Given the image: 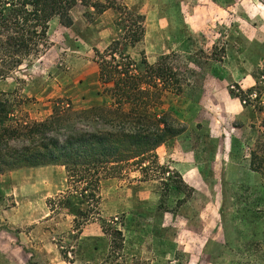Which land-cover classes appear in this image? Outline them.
<instances>
[{
    "label": "rangeland",
    "instance_id": "374dc122",
    "mask_svg": "<svg viewBox=\"0 0 264 264\" xmlns=\"http://www.w3.org/2000/svg\"><path fill=\"white\" fill-rule=\"evenodd\" d=\"M83 3L4 80L0 128L111 104L98 59L120 41L140 71L170 57L182 91L162 107L185 130L155 150L160 169L104 177L96 199L62 166L0 173V264H264V0Z\"/></svg>",
    "mask_w": 264,
    "mask_h": 264
},
{
    "label": "trees",
    "instance_id": "16d2710c",
    "mask_svg": "<svg viewBox=\"0 0 264 264\" xmlns=\"http://www.w3.org/2000/svg\"><path fill=\"white\" fill-rule=\"evenodd\" d=\"M116 1L121 0L101 4L94 0H0V81L40 55L47 46L49 24L54 18L70 25L69 11L83 2L101 11L114 7L123 10ZM143 33L140 24L132 38L123 40L133 46ZM120 45L114 41L98 59L101 88L112 103L79 111L58 107L43 121H14L2 126L0 173L62 166L72 183L81 186L80 198L96 199L93 187L104 177L145 162L149 172L152 167L160 169L155 150L185 130L162 107L167 93L182 91V74L168 56L151 66L141 62L140 71L120 52Z\"/></svg>",
    "mask_w": 264,
    "mask_h": 264
},
{
    "label": "crops",
    "instance_id": "0c3cea01",
    "mask_svg": "<svg viewBox=\"0 0 264 264\" xmlns=\"http://www.w3.org/2000/svg\"><path fill=\"white\" fill-rule=\"evenodd\" d=\"M3 84H4V80L0 81V90H6V89H5L6 87H4L5 85H3ZM39 168H41V167H39ZM29 169H31V170H36V169H38V168H29ZM19 201H20V199H19ZM19 201H18V202H19ZM19 224H24V222L19 223ZM18 226H21V225H18Z\"/></svg>",
    "mask_w": 264,
    "mask_h": 264
}]
</instances>
